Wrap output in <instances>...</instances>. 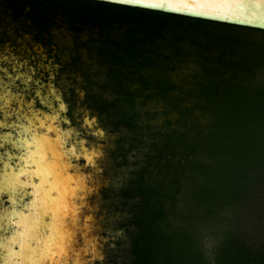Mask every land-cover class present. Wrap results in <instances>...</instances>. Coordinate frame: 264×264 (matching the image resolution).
<instances>
[{"label": "trees", "instance_id": "trees-1", "mask_svg": "<svg viewBox=\"0 0 264 264\" xmlns=\"http://www.w3.org/2000/svg\"><path fill=\"white\" fill-rule=\"evenodd\" d=\"M24 1L41 13L61 7L95 31L93 48L120 97L102 111L112 108L134 128L137 100L164 105L149 160L168 156L172 176L160 171L149 184L140 173L126 189L143 202L130 264H264V223L246 231L250 216L264 217V29L101 0ZM183 63L192 65L187 76L178 71ZM180 147L195 174L191 191L215 221L209 248L193 224L182 231L169 221L184 168L171 159Z\"/></svg>", "mask_w": 264, "mask_h": 264}, {"label": "rangeland", "instance_id": "rangeland-1", "mask_svg": "<svg viewBox=\"0 0 264 264\" xmlns=\"http://www.w3.org/2000/svg\"><path fill=\"white\" fill-rule=\"evenodd\" d=\"M53 32L56 44L50 53H48L49 49L42 48L35 43L30 46L28 43L30 37L27 36L26 39L21 37L17 39L16 44L10 49L11 54L6 52L9 50L7 49L3 52L5 54L0 56V107L7 109L2 113L3 118L0 122L27 127V131L33 135L31 140L27 137L22 139L11 136L10 141L17 143L19 148L27 146L28 142L34 145L33 151L27 148L29 151L27 150L25 156H19L18 172L15 174L13 172L4 173L5 177L0 179V196L3 193L1 190L10 191L11 205L13 206L7 213H3L4 209L0 207V235L8 227V220L16 222L22 219L21 222H24L29 219L25 214H29L30 218H37L39 215L35 214H38L40 210L41 217L38 218L40 222L37 223L42 227L35 238L42 237L43 241H37L32 247H25L28 264H40L44 257L50 256L61 257L64 262L67 260L66 264H73L72 260L74 259L69 257L71 245L68 244L66 232L58 230L60 225L54 224L51 220V213H60V210L58 212L53 210L64 207L68 214L66 215L68 216L67 224L76 227L75 208L66 204L64 198L60 196L68 183L61 184V179H51V170L48 171L44 165L46 162L48 163L47 158L51 155L48 152L52 148V153L58 159H63L60 164L64 170L60 174V178L74 175V177H86V181H97L95 189L91 190L93 188L91 183L84 188L86 190L88 187L87 189L91 190L87 193L88 195L85 194L89 203L86 208L95 218L94 239H97L99 252L90 263L130 264L132 263L131 244L138 232L134 216L141 210L143 202L141 195L136 192L129 195L126 193V189L140 173L144 174L149 184H152L160 176V171L163 172L167 181L172 176V171H168V156L158 162L149 160V157L153 155L152 150L155 144L159 142V137L155 136L158 135L156 132L163 128L164 105L158 100L152 103H142L137 100L133 108L138 111L139 119L134 128L121 123L119 117L113 114L112 108L102 111L101 104L112 103L120 97L114 92V87L111 85L108 64L105 60L100 59L96 50H92L96 43L95 39L98 38L95 31L86 28L73 35L65 28H54ZM10 33L16 39L14 30ZM89 45L92 47L91 49H87ZM74 58L75 68H72L71 63ZM63 66H68L64 72L61 71ZM191 68L192 65L183 63L178 67V71L180 74L186 75L191 71ZM62 95L68 96V99L72 98L70 117L64 115L66 104L61 99ZM34 100L36 102L39 100L43 105L47 104L51 109L50 113L41 114L33 111ZM56 101L59 102V105L55 107ZM122 106L129 109L125 103H122ZM15 109L16 112H21L20 115L24 117L22 120L16 117L17 114L14 118ZM148 111L156 112L158 115L154 114V117L148 118L146 116ZM8 112L10 115L6 114ZM171 118L177 119V115L173 113ZM8 128L0 127V138L4 137L2 139H5L9 134L12 135V133H3V130ZM38 132L42 134L39 135ZM40 141L48 144L44 152L40 148ZM1 145L5 146L2 142ZM91 149L96 153L94 152L91 156L90 162L83 156H78L83 150L90 153ZM40 150L43 152L42 154ZM44 153L47 157L44 156ZM188 155V150L180 147L177 155L171 159V164L176 165L179 160H182L184 168L182 176L179 177L181 187L178 189L177 186L175 187V197L172 200L175 202V210L169 216V221L181 226L182 231H188L190 225L193 224L196 234L209 248L214 236L212 232L216 228L215 221L207 215L203 203L198 201L191 191V179L195 174L189 168L190 158ZM81 157L84 158L83 165L72 164L73 159ZM0 158L4 160L5 155H0ZM30 162H32L31 165H29ZM23 163L26 165L24 166ZM33 165L35 167L34 176H38L39 182L32 181V192L27 195L31 197V200L25 203L23 201L25 194L22 195L23 186L19 184V181L23 173H32ZM57 167H60L59 164ZM8 170H15V166ZM1 171H6V169H1ZM53 193H55L54 196H52ZM25 200L27 199L25 198ZM172 201L166 199L165 206H169ZM19 202L28 207L25 213L20 208ZM56 202L58 203L57 207ZM63 204L65 205L63 206ZM8 214H11V217L6 220ZM85 215L83 213L82 216ZM59 219L56 218L58 222H60ZM261 223H264V217L253 216L251 218L250 216L246 231L254 234L255 231L251 230L252 225ZM38 225L37 227H39ZM49 228L56 229L55 231L51 229L54 235L49 234ZM97 234H99L98 238ZM47 237L50 238V248L47 242H44ZM41 249L43 250L39 252ZM17 261L14 258L12 264H17Z\"/></svg>", "mask_w": 264, "mask_h": 264}, {"label": "bare ground", "instance_id": "bare-ground-1", "mask_svg": "<svg viewBox=\"0 0 264 264\" xmlns=\"http://www.w3.org/2000/svg\"><path fill=\"white\" fill-rule=\"evenodd\" d=\"M126 1H129V0H126ZM178 2L180 1H184V0H177ZM248 0H197L195 3L197 6H195L196 8H192L191 11H201V10H205L207 11L209 8L210 9H213V10H220L222 12H228L229 10H233V12H240V14H245V10L243 11V8H239L240 6L244 7V9H246V5L244 6V4L247 2ZM203 3V5L201 6V4ZM200 4V5H199ZM247 4V3H246ZM174 4L171 3V2H168L167 4V7H170V6H173ZM179 5V4H178ZM178 5L174 6V7H178ZM199 5V6H198ZM207 9V10H206ZM190 10V9H188ZM64 107V106H63ZM11 109V108H10ZM31 115V114H30ZM37 119V118H36ZM33 121V120H32ZM41 121V120H40ZM35 122V121H34ZM36 127V126H35ZM55 127V126H54ZM42 129V128H41ZM34 130V129H33ZM64 130V129H63ZM56 132V130H55ZM33 133V132H32ZM34 134V133H33ZM53 137V136H52ZM37 141V140H36ZM58 141V140H57ZM60 141V140H59ZM67 142V141H66ZM40 148L43 149V152L45 151V149L48 147V144L46 143H43L40 141ZM67 144V143H66ZM61 147V145H60ZM34 148V147H33ZM68 148V147H67ZM75 149V148H74ZM84 149V148H82ZM48 150V149H47ZM50 151L48 152L50 155V157H48L47 161L48 163L46 162L45 167H47L46 169L49 171L51 170V173L50 175L52 176L51 179H61V184L64 182L65 183H68L67 187L60 193L61 197L64 198V201H66L65 203L71 205L72 207L75 208V228L72 226H69L67 224V222H65V220L67 219L68 215L63 208H56V210H53V211H57L60 210L58 214L56 213H51V220L54 224H58L60 225L58 227V230L60 231H63V232H66V238L68 239V244L71 245V249L69 250V257L73 258L74 260L73 261V264H91L90 261L96 256L98 252V245H97V242L96 240L94 239V220L95 218L93 217V214L91 213L90 210H87V206H88V201L85 197V194H87L88 192H90L91 190L95 189L96 187V183L97 181H93V180H88L86 181V177L85 178H80V177H77L74 175H68L66 176V178H60V174H62V171L64 170L61 166V161L63 159H58L56 157V155H54L52 153V148L49 149ZM89 150V149H88ZM92 151L89 152H85L83 150L82 153H80L78 156H83L88 162H90V158L91 156L94 154V150L91 149ZM29 151V150H28ZM41 154L43 153L41 150H40ZM77 152V151H76ZM96 153V152H95ZM71 154V153H70ZM33 156V155H32ZM43 156V155H42ZM41 156V157H42ZM44 156H46V154L44 153ZM96 156V155H95ZM33 158V157H32ZM97 158V156H96ZM58 159V161H57ZM32 160V159H31ZM45 161V160H44ZM37 162V161H36ZM39 162H42V161H39ZM96 162V161H95ZM44 163V162H42ZM59 164L60 167H57L56 166ZM26 165V164H25ZM54 165V166H53ZM39 166H40V163H39ZM94 166V165H93ZM57 169V170H56ZM80 169V168H79ZM34 170V169H33ZM71 170V169H70ZM69 170V171H70ZM61 171V172H60ZM67 174V172H66ZM43 175V174H41ZM81 175V174H80ZM87 175V174H85ZM36 176V175H35ZM46 176V175H45ZM38 177V176H37ZM50 177V176H49ZM42 178V177H41ZM75 179V180H73ZM49 180V179H48ZM47 180V181H48ZM44 181V180H43ZM45 183V182H43ZM91 183L93 188L89 191L87 188L86 190L84 189L86 187L87 184ZM47 184V183H46ZM49 184V183H48ZM61 187V186H60ZM91 187V186H90ZM44 189V188H43ZM90 189V188H89ZM54 191V190H53ZM93 192V191H92ZM59 193V192H57ZM90 194V193H89ZM88 195V194H87ZM86 195V196H87ZM38 203V202H37ZM57 202H56V207H57ZM65 204H63L64 206ZM59 206V205H58ZM60 207V206H59ZM87 207V208H86ZM31 208V207H30ZM49 208V207H48ZM52 208V207H51ZM50 209V208H49ZM69 210V209H68ZM74 210V209H73ZM52 211V212H53ZM40 210L38 211V214H35L36 216L39 215L37 218L34 217V218H30V215L29 214H25L26 215V218H29V219H26L24 222H21V221H16L15 222V227H17V234L12 237L13 240H15L16 242L18 240H21L22 242V246L21 248L16 251V252H13V253H10L11 252V249H10V252H7V260L5 262V264H12L13 263V260L14 258H16L18 261H19V258H20V255L23 258V262H19L17 261V264H28V257H26L25 255V247H32L34 246L33 244L36 243L37 241L39 242H42V237L40 238H35V236H37L36 234L41 231V227L42 226H39L37 222H40V220L38 218L41 217V214L39 213ZM83 213H85L86 215L83 217ZM47 214V213H46ZM16 215V214H15ZM14 215V216H15ZM34 215V216H35ZM72 216V215H71ZM24 217V216H23ZM48 217V216H47ZM16 218V217H15ZM49 218V217H48ZM56 218H60V222H58V220H56ZM46 220V218H45ZM97 220V219H96ZM63 222V223H62ZM70 222V221H69ZM37 227V225L39 227H37L36 229L33 227ZM97 225V224H96ZM65 226H69L70 228L68 227H65ZM50 230L52 228H49ZM46 230V229H45ZM44 230V231H45ZM49 230V234L51 235H54L53 231L52 230H56V229H52L51 231ZM77 230V231H76ZM77 232V233H76ZM99 234H97V238L99 237L98 236ZM45 236V235H44ZM46 237V236H45ZM80 237V238H79ZM79 239V240H78ZM80 239H82V241H80ZM49 240L50 238L47 237L44 242L46 241L47 244H48V247L50 248L49 246ZM9 241V240H8ZM43 249H41L39 252H41ZM32 251V250H31ZM63 256V255H62ZM91 256L92 258H89ZM48 257V256H46ZM67 257V256H66ZM99 257V256H98ZM65 258V257H64ZM96 258V257H95ZM43 259V258H42ZM67 261V260H66ZM65 261V262H66ZM62 259L61 257H55V256H50L48 258H45L43 259V261L40 263V264H50V263H53V264H66ZM15 264V263H14ZM68 264V263H67Z\"/></svg>", "mask_w": 264, "mask_h": 264}, {"label": "water", "instance_id": "water-1", "mask_svg": "<svg viewBox=\"0 0 264 264\" xmlns=\"http://www.w3.org/2000/svg\"><path fill=\"white\" fill-rule=\"evenodd\" d=\"M196 1L197 0H184V1L178 2L177 0H155V2L162 4V6L158 7V8H153V7L146 6L145 3H130L129 1H126V0H113V2H115V3H121V4L150 8V9H157V10H162V11H167V12L189 15V16H193V17H200V18H205V19L217 20V21H222V22H227V23H233V24H238V25H245V26L264 29V0H248L246 2L247 4L246 3L244 4V6L246 5V9H244L243 6L239 7V8H243V11L245 10V14H240V12H233V10H229L228 12H222L220 10H213L210 8L208 10L206 9L207 11H205V10H201V11L199 10L196 12L191 11L192 8H196L195 7V6H197L195 3ZM168 2H171L174 5L167 7ZM176 5H178V7H174ZM202 5H203V3L201 4V6ZM188 9H190V10H188ZM5 110H7V109L6 108L3 109L2 107H0V113H3ZM6 114L10 115L9 112ZM14 114H13L14 116H16V114H17L16 117H19L21 120L24 118V117H22V115H20L21 112H19V111L15 112ZM2 126L6 127V128L9 127L11 130L14 129L16 131L17 135L9 134V136L6 137L5 139H2L4 137L0 138V149L5 148V150H4L5 154H2V152L0 150V155H5L4 160L2 158H0V167L3 170L6 169V171L0 172V179H1V177L4 176V173L9 174L10 172H13L15 174L16 172H18V170H19V167H18L19 156H25V154L28 150L27 148H30L31 151L34 150V148H33L34 145L31 143L29 144V142H28L27 146H24L23 148H19L17 143H13L10 141V138H12V137L13 138L21 137L22 139L27 137V138H30V140H31L33 138V135H31L27 131V129H28L27 127L9 125L8 122L5 124H2L0 122V127H2ZM37 134L41 135L42 133L38 132ZM1 142L4 143L5 146L4 145L2 146ZM1 157H3V156H1ZM74 160H75V164L79 163V166L81 164L82 165L84 164V163H81V160H84L83 157H81L80 159L75 158ZM23 164L25 166V163H23ZM31 164H32V162L29 163V165H31ZM13 166H15V170L9 171L8 169L9 168L12 169ZM34 168L35 167L33 165L32 166V173H29V174L23 173V175L19 181L20 182L19 184L21 186H23L22 195L25 194V198L27 199V200H25V198H24L23 201H25V203L29 202L31 200V197L27 196V195H29L32 192V188H33V185L31 184L32 181H34V183L39 182V178H37V176H34V170H33ZM6 178L8 179V177H6ZM1 191L3 193L0 196V207H2L4 209L3 213H5V212L7 213L11 208H13V206L11 205L12 201L10 199L11 198L10 197V191L5 190V189H3ZM22 195H20V196H22ZM54 195H55V193H53L52 196H54ZM19 197H17V198H19ZM19 204H20L19 205L20 208H22V210H23V213H25L28 207L26 205H23L22 202L21 203L19 202ZM9 217H11V214H8V217L6 220H8ZM18 217H20V216H18ZM65 222H67V221L65 220ZM8 224L9 225L6 228V230L3 231V233L0 235V264H5V262L7 260V252H10V249H11L10 253H13V252L18 251L22 246L21 240H18L16 242L15 240L12 239V237H14L17 234V232H16L17 227H15V225H14L15 224L14 220H12L11 222H9V220H8ZM65 227L70 228L69 226H65ZM80 241H82V239H80ZM23 258L24 257H22L20 255L18 263L20 261L23 262L22 261Z\"/></svg>", "mask_w": 264, "mask_h": 264}, {"label": "flooded vegetation", "instance_id": "flooded-vegetation-1", "mask_svg": "<svg viewBox=\"0 0 264 264\" xmlns=\"http://www.w3.org/2000/svg\"><path fill=\"white\" fill-rule=\"evenodd\" d=\"M52 3L53 2H51V4ZM36 9L24 0H19L18 2H13V0H0V56H3L5 54L3 52H5L7 49L9 50L6 52L11 54L10 49L14 44H16L17 39L19 37L26 39L27 36L30 37V41L28 42L30 46L35 43L42 48L49 49L48 53H50L53 51L52 48L56 44V40L54 38L55 35L53 32L54 28H65L73 35L87 28L79 24L75 25V14H65L61 7L57 9L51 8L48 12L43 13H41L42 11L40 12ZM13 30L14 35H16V39L13 38L12 34L10 33L13 32ZM91 48L92 47L89 45L87 49ZM92 50L95 51V48H92ZM71 67L75 68V58L71 63ZM67 69L68 66H63L61 71L64 72ZM61 99L64 104H66V112H64V115H66V117H70L71 114L69 115V111L72 110V104L70 103L72 98L68 99V96L65 97L62 95ZM34 101L35 103H32L33 111L41 114L50 113L51 109L47 104L43 105L39 100H37V102L36 100ZM58 105L59 102L56 101L55 107ZM105 107L106 103L100 105V108L104 109ZM2 118L3 115L0 113V120ZM14 118L16 117L14 116ZM63 125L65 126V124ZM4 132L17 135L16 131L14 129L11 130L10 128L3 130V133ZM85 138L87 137L85 136ZM4 150L5 148H1V152H4ZM81 163H84V161L81 160ZM72 164H75L74 159L72 160Z\"/></svg>", "mask_w": 264, "mask_h": 264}, {"label": "snow or ice", "instance_id": "snow-or-ice-1", "mask_svg": "<svg viewBox=\"0 0 264 264\" xmlns=\"http://www.w3.org/2000/svg\"><path fill=\"white\" fill-rule=\"evenodd\" d=\"M130 3H145L149 7H161L162 4L155 2V0H129Z\"/></svg>", "mask_w": 264, "mask_h": 264}, {"label": "clouds", "instance_id": "clouds-1", "mask_svg": "<svg viewBox=\"0 0 264 264\" xmlns=\"http://www.w3.org/2000/svg\"><path fill=\"white\" fill-rule=\"evenodd\" d=\"M101 2H103V3H112L113 0H101ZM153 8H158V7H153Z\"/></svg>", "mask_w": 264, "mask_h": 264}]
</instances>
